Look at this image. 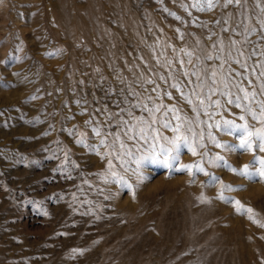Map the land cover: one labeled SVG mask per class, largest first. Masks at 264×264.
<instances>
[{
  "label": "rangeland",
  "instance_id": "obj_1",
  "mask_svg": "<svg viewBox=\"0 0 264 264\" xmlns=\"http://www.w3.org/2000/svg\"><path fill=\"white\" fill-rule=\"evenodd\" d=\"M202 3L0 0V264H264V178L238 174L257 170L264 152L224 151L209 136L239 143L215 127L223 119L264 129V0L193 7ZM184 72L200 75L205 91L216 72L230 96L199 105ZM154 106L153 119L143 108ZM138 120L147 142L118 126ZM178 134L197 155L181 148L170 168L137 163Z\"/></svg>",
  "mask_w": 264,
  "mask_h": 264
},
{
  "label": "snow or ice",
  "instance_id": "obj_2",
  "mask_svg": "<svg viewBox=\"0 0 264 264\" xmlns=\"http://www.w3.org/2000/svg\"><path fill=\"white\" fill-rule=\"evenodd\" d=\"M217 3H219V0H203L202 4H193V7L198 8L200 11H206V10H212ZM240 3H241V0H224V6L225 7H227V5H229V4L239 5ZM181 7H185V9L187 10V6L181 5ZM262 11H264V9H262ZM176 18L178 20L180 19L179 16H177ZM261 24H262V26H264V21H261ZM225 30H227V29H225ZM253 30H255V29H253ZM177 31H179V30H177ZM180 38L183 39V36L181 35ZM213 47H217L218 49H220L222 46L221 45H213ZM185 54L189 57H192L194 55V53H192V52H186ZM238 55L242 57L244 55V53L239 52ZM262 55H264V53H262ZM229 56L231 57V53H229ZM206 58L209 60L213 59V57L211 55L207 56ZM180 63L183 64L184 61L181 60ZM188 63L192 64V60L189 59ZM235 63L240 64V66L242 68L246 67V65L243 64L239 59H236ZM193 67H195V65H193ZM183 75L185 77L189 78L186 87L191 89V94L196 97L198 104L201 106L205 105V99H207L209 101V103L207 104V107H213V106L220 107L221 101L219 99H211V97L214 95H217V94L220 96H224V97L230 96V93L228 91H221L218 88V86H217V73L216 72H213L211 74V76L209 77V79L211 80L212 83H211L210 87H207V91H205L204 79L200 75H198L196 72H193L191 74H189L188 72H184ZM261 75L264 76V71L261 72ZM193 77L195 78L194 80L192 79ZM161 79H164V78L161 77ZM226 80H227V76H221L219 78V83L224 84ZM148 82L153 83V81H148ZM167 82L168 81L165 80V83H167ZM193 83H197V86L192 87ZM170 86L174 89L179 90V84L178 83L171 84ZM225 87H227L226 84H225ZM261 88L264 89V84L261 85ZM239 91L244 92L243 99H245V100L248 99L249 93L246 89L240 88ZM179 94L183 99H185V101L189 105H192L193 101L189 98L187 93H185L182 90H179ZM165 95L169 96L170 98L172 96V94L169 92H165ZM252 95L254 98L255 93H252ZM201 96H203L205 99H201ZM239 99H240V97H236L235 99H227V103L232 104V103H235L236 100H239ZM136 106L139 107V105H136ZM160 107L161 106H154V108H151V109L144 107L143 111L149 113V115L153 116V119H154V115L156 112L160 111ZM236 107H240L239 103H236ZM261 107L264 108V103L261 104ZM168 111L176 113V112H178V109L173 107V108H169ZM129 115H131V113H129ZM252 115H253V118H257L255 113H253ZM175 119L177 121H179L181 119V117L179 115H176ZM240 119L243 120L244 117L241 116ZM85 123L91 124V121L89 120V121H86ZM141 123L147 124V121L138 120L136 124H133L131 126H129L127 121H119L118 126H119V124H123L129 133L133 132V129H135V133L132 135H128V139L131 140V139H136L138 137L140 140H145L147 142V137L144 135L145 129L138 127V125ZM163 126L165 128H168L171 125L169 122H165ZM148 127L152 128V125L148 124ZM208 127L211 128V127H213V125L209 124ZM215 127L217 129H222V131L227 133L228 135L237 136V139L239 141V143H237V144H231V143H227V142L221 143L220 141H218L216 139L215 136L211 135V133H210L209 136L212 140V143L215 144V146L217 148H220L224 151H234V150L239 149L242 151H252V152H255L256 149H259V151L264 152V129H257L255 132H252L249 130V126L247 125V123L237 124L234 120H230V119H223V124H221L220 121H216ZM152 130L155 131L154 129H152ZM93 131L95 132V134L97 136L100 135V132L97 129H93ZM172 131L174 133H179L180 132L179 124H177L176 127H173ZM158 136H159V133H157L155 136H153L152 140L156 141ZM253 136L256 138V140L259 141V143H256L255 146H254V141L252 139ZM163 139L165 141H167L166 144L152 143L150 145V151L146 155L142 156L140 158V160L137 161V163L139 164L141 161L147 160V161H150L152 163H159L165 167L170 168V167H172L173 162L178 161L181 148L189 149L191 151L192 155H194V156L198 154L196 152L195 147L192 146V142L189 140L188 136L181 137L178 134L171 139H169L168 137H163ZM118 140H119V135L117 134L113 143L115 144L116 141H118ZM76 142L81 144V145H84V143H85L83 139H78ZM105 144H106V141L104 139H102L100 141V147L105 146ZM199 146L201 148L204 147L203 144H200ZM91 147H92V150L94 152H97V154H99L97 146H91ZM119 147L123 148L124 144L120 143ZM105 155H107V153ZM223 159L224 158L222 156H220L219 154H217V156L215 157V161H223ZM215 161H209V163H214ZM253 163H259V165H260V167L255 171H250L249 165H247V164L243 165L239 171L236 168H231V171H233V172L238 171V174L240 176L248 177L249 179H252L255 177L264 178V157H254ZM111 166H112L111 162H109V168H111ZM217 166H220V165L218 164ZM192 167H193V165H190V164L181 166L182 169H191ZM195 168L199 172H204L206 175L208 174L205 172V169L202 167V162H198L195 165ZM112 176L116 177V174L112 173ZM116 179L122 180L123 178L122 177H116ZM214 180H215V177H210V182H213ZM128 187L130 188L131 185H128ZM224 188L231 190L232 186L231 185H224ZM219 198L223 199V200L230 199V198L225 197L223 195V193H221ZM237 203H239V202H237ZM46 214L47 213H45V215Z\"/></svg>",
  "mask_w": 264,
  "mask_h": 264
}]
</instances>
